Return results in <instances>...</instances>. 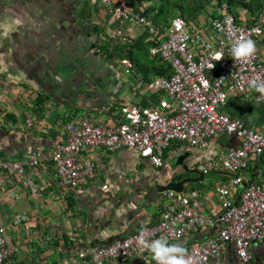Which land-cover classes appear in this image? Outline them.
<instances>
[{
    "label": "crops",
    "instance_id": "obj_1",
    "mask_svg": "<svg viewBox=\"0 0 264 264\" xmlns=\"http://www.w3.org/2000/svg\"><path fill=\"white\" fill-rule=\"evenodd\" d=\"M114 1L125 3L130 12H138L126 0ZM74 2L0 0V157L6 161H24L35 149L52 150L56 143L66 140L67 125L78 117L113 126L121 122L125 105L145 107L160 102L157 92L151 91L153 96L146 97L150 92L145 89L148 84L138 83L134 68L132 77H126L110 58L99 54L91 33L95 34L100 24L90 20L83 24L77 16L80 8L84 15L87 2L82 0L73 7ZM111 6L114 8L115 4ZM241 16L244 22L250 18L246 12ZM112 18L113 23L129 25L118 19L115 12ZM109 24L112 25L111 21ZM258 50L264 61V36ZM143 97L148 104H143ZM152 98L156 101L152 102ZM110 103L112 108L106 112ZM222 111L232 119L246 121L254 130L264 131V104L249 101L242 94L234 95ZM174 145L166 150L164 166L159 169L129 149L115 153L101 149L84 151L80 157L93 160L97 169L95 177L78 190L61 191L56 185L55 168L49 162L43 163L32 176L31 185L3 174L0 226L7 230L17 248L4 264H92L78 257V240L104 246L139 232L144 225L157 224L169 202L162 198L163 192L158 188L197 179L200 175L193 172L197 169L203 179L185 183L180 193L198 198L205 220H217L222 203L215 188L226 184L230 176L215 169L213 163L220 152L237 145V140L220 136L212 140L207 150L188 144L189 149H175ZM172 148L175 150L171 152ZM186 152L191 153L187 159L190 171L179 166L172 168L169 160ZM251 164L254 168L246 174L256 182L262 181L264 170L262 176L260 170L264 162ZM104 185L109 188L104 190ZM238 196L239 193L236 201ZM220 226L218 221L213 228L199 226L176 243L188 250L195 242L217 237ZM251 253L252 264H260L264 259V242L254 243ZM151 260L150 251H143L105 264H146ZM209 264L218 263L212 259ZM222 264H242L234 243L227 245Z\"/></svg>",
    "mask_w": 264,
    "mask_h": 264
},
{
    "label": "built area",
    "instance_id": "obj_2",
    "mask_svg": "<svg viewBox=\"0 0 264 264\" xmlns=\"http://www.w3.org/2000/svg\"><path fill=\"white\" fill-rule=\"evenodd\" d=\"M99 1L102 5L115 4L118 19L145 28L149 38L158 43L151 53L159 55L173 71L169 77L157 78L145 87L160 94L159 104L125 105L121 109V122L113 126L78 117L67 125L66 140L56 143L52 150L35 149L24 161H6L0 157V189L5 173L31 185L32 176L45 162L54 166L56 185L61 191L81 189L95 177L97 169L93 160L80 157L84 151L101 149L115 153L129 149L159 169L164 166L166 150L178 141L207 150L215 138H235L237 145L220 152L213 163L215 169L230 176L226 184L215 188L222 203L217 220L202 217L198 198L169 190L161 193L169 202L157 224L144 225L139 232L104 246L89 245L80 239L77 252L80 259L92 264L128 259L149 251L141 244V238L151 241L165 237L176 243L199 226L213 228L218 221L221 226L217 237L189 247V264H209L212 259L222 264L229 243H234L240 262L250 264L252 245L264 242V178L256 182L246 171L253 161L264 162V131L254 130L244 120L232 119L222 108L230 96L241 94L249 101L264 104V94L248 86L256 76L264 77V61L258 50L264 36V17L263 23H238L224 4L214 18L201 15L197 20L187 21L176 17L167 26L157 27L144 14V9L133 13L125 3L92 0L94 4ZM256 28L261 30L254 31ZM242 36L256 41L257 52L248 61H234L230 49ZM121 63L126 73L131 74L133 63L128 59ZM111 108L110 103L106 112ZM108 188L103 186L104 190ZM16 251L13 238L0 226V264ZM260 264H264V259Z\"/></svg>",
    "mask_w": 264,
    "mask_h": 264
},
{
    "label": "trees",
    "instance_id": "obj_3",
    "mask_svg": "<svg viewBox=\"0 0 264 264\" xmlns=\"http://www.w3.org/2000/svg\"><path fill=\"white\" fill-rule=\"evenodd\" d=\"M127 5L144 14L157 27L167 26L174 18L181 17L187 21L197 20L201 15L216 17L218 9L226 4L236 17L238 23H244L241 13L246 12L250 18L245 23L254 24L264 17V0H126ZM93 27L90 29L93 32ZM101 28L95 33L99 35ZM158 45L150 40L146 33L131 42L117 44H101L99 54L103 52L108 58L118 57L121 61L128 59L133 63L139 84H149L157 77H169L172 74L170 65H167L159 55H152L151 50ZM143 104L148 100L142 98ZM156 101V99H151ZM252 164L250 168H252Z\"/></svg>",
    "mask_w": 264,
    "mask_h": 264
},
{
    "label": "rangeland",
    "instance_id": "obj_4",
    "mask_svg": "<svg viewBox=\"0 0 264 264\" xmlns=\"http://www.w3.org/2000/svg\"><path fill=\"white\" fill-rule=\"evenodd\" d=\"M69 1H71V0H66V2H69ZM74 1L75 2L71 5L73 7L74 6L76 7V6H78L79 2L82 0H74ZM85 2H87V6H86V9L84 11V15H83V12H81L82 9L80 8L79 9L80 14H79V16H77V18H79V20H82L83 24H85V20H90L93 23H95L96 25L98 23L100 24L99 27L102 30H101L99 35H95L94 33L90 32L92 35V40L94 41L93 45L96 46V48L99 49V46L101 44H103V45L111 44V47H113L117 44H121V43H125V42H131V41H134L135 39H137L138 37H140L144 33L143 32L144 29L142 27L137 26V25L136 26L135 25H124V23L121 24L120 21L119 22L114 21L115 23H113L112 22L113 21L112 16H113V12H114L113 6L102 5L100 3V1L98 2V5H95L92 2V0H83V3H85ZM83 3H81L82 7H83ZM90 15H92V16L89 17ZM101 18H103V19H101ZM110 21H111L112 25L109 24ZM103 52H102V54H103ZM108 60H110V62L113 63L115 65V67L118 68L119 71L122 70L123 71L122 74H124V76H126V77L131 76L132 77L131 74L125 73L124 66L122 65L121 60L118 57H114V58L108 59ZM134 84L131 87V89L134 88V86H135ZM136 92L137 91L134 90V93H136ZM136 96H139V94L136 93ZM152 96H153V94L151 92L146 93V97H152ZM174 144H175L174 145L175 147L174 146L173 147L175 149H177V147H185V146L187 149H189V147H187L186 142L178 141ZM175 149L172 148V150H170V151L172 152ZM169 162H171L172 168H175V169L177 168V166H176L177 158H172L171 160H169ZM198 166H202V164H198ZM261 167H262V171L260 170V172H262V173H260V176H262V174H263L264 165H261ZM253 168H254V166H253ZM253 174L255 175L254 171H253Z\"/></svg>",
    "mask_w": 264,
    "mask_h": 264
},
{
    "label": "clouds",
    "instance_id": "obj_5",
    "mask_svg": "<svg viewBox=\"0 0 264 264\" xmlns=\"http://www.w3.org/2000/svg\"><path fill=\"white\" fill-rule=\"evenodd\" d=\"M260 30V28L254 29L257 32ZM256 52V41L243 36L234 41L230 49L234 61H248ZM217 55L220 56L222 53H217ZM248 86L255 89L256 92L264 94V77L256 76L249 81ZM140 242L150 251L155 264H189L187 249L178 243H170L165 237L151 241H145L141 238Z\"/></svg>",
    "mask_w": 264,
    "mask_h": 264
},
{
    "label": "water",
    "instance_id": "obj_6",
    "mask_svg": "<svg viewBox=\"0 0 264 264\" xmlns=\"http://www.w3.org/2000/svg\"><path fill=\"white\" fill-rule=\"evenodd\" d=\"M94 30L97 31L98 27H95ZM95 54H97V52H95ZM190 154L191 153L186 152V153H183L182 155H180L177 158L176 166L183 167L186 171H190L189 167L187 165V159L190 157ZM193 172L199 174L200 177L197 178V179L184 180V181H181L179 183L171 182V183H169L167 185L160 186L158 188L159 192H165V191L172 190V191L180 193V192H183L185 183L198 182V181H201L203 179V175L198 169L197 170H193Z\"/></svg>",
    "mask_w": 264,
    "mask_h": 264
},
{
    "label": "bare ground",
    "instance_id": "obj_7",
    "mask_svg": "<svg viewBox=\"0 0 264 264\" xmlns=\"http://www.w3.org/2000/svg\"><path fill=\"white\" fill-rule=\"evenodd\" d=\"M236 201V200H235ZM236 202H238V201H236Z\"/></svg>",
    "mask_w": 264,
    "mask_h": 264
}]
</instances>
